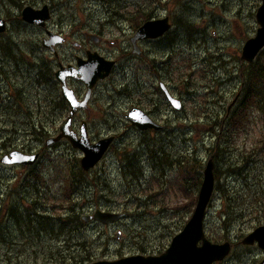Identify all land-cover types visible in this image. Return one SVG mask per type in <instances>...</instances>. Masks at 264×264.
Instances as JSON below:
<instances>
[{"label":"rangeland","instance_id":"374dc122","mask_svg":"<svg viewBox=\"0 0 264 264\" xmlns=\"http://www.w3.org/2000/svg\"><path fill=\"white\" fill-rule=\"evenodd\" d=\"M11 1L0 0V15L7 18L8 23L7 30L3 35H0V158L4 152L14 149L10 147V144L7 145L8 148H4L3 144L10 134V130L15 129L17 134L14 137L9 135L10 138H13L12 143L22 144L24 140L30 144L32 151L37 147L44 148L43 152L40 151V162L34 165L38 169L42 168L43 163L45 165L43 168L44 178L49 188L46 187L44 190L55 191L61 188L62 183V190L67 191L63 181L56 182L49 178L58 175L61 179L60 169L64 168V164L71 163L75 157L79 159L82 156L81 151L72 148L66 140L44 147L43 142L28 140L23 131L25 109L32 107L34 110L43 90L33 84L32 76L35 72L33 61L40 62L41 59L48 58L52 62V56L42 51L40 45L44 30L18 20L20 19V10L27 4L35 8L41 7L44 3L51 4L52 16L47 22V29L67 32L74 31L73 26L81 25V28H86L85 30L101 31L105 39L118 42L117 46L102 44L98 47L99 52L106 57H108V53L116 54L115 48L124 44L128 48L127 43L131 36V33H128L130 32V23L122 14L110 11L101 0H16L20 7ZM144 1L118 0L120 4L124 5V10L128 11L127 13L133 11L134 7ZM259 4L260 0H161V6L155 5L151 17L168 15L172 24L171 30L164 38L147 39L139 44L142 48L141 56L146 55L148 59H155L158 63V73L155 76L144 70L146 67L144 69L137 68L130 58H121L117 60V66L113 73L100 82L98 90L93 94L94 106L92 105L91 110L95 112L99 109L104 124L101 130L98 123L92 118H88L91 125L88 136L91 141L107 134H117V137L110 150L94 168L87 172V177L99 179L96 180L97 184L84 182L75 190L78 193L70 195L71 202L83 210H87L90 205L100 204L102 207H111L114 211L123 212L125 216L115 221V224L107 225L108 227L94 223L88 225L81 234H71L72 243L75 239L85 241L88 246V253H86L88 258L80 259L79 263L72 259L70 264H90L93 259L102 256L110 259L136 252L140 254L161 253L168 246L172 236L179 232L190 218L194 206H184L188 199L178 188L180 178H177L176 168L165 167L164 171L157 170L160 179L158 178L156 181L151 176L153 170L147 160L145 143L148 142L147 138L151 141L152 138L158 137L159 139L162 135H157V132L137 130L129 124L124 114L130 106L135 105L150 113L159 123L166 120L167 130L163 134L174 139V143L166 140V149L176 156L181 154V151L191 153L192 147H194L197 155L205 163L209 155L205 153L204 148L206 144L213 142V134L203 126V119H195L196 111L203 103L205 96L217 97L221 92L224 99H227L224 103L227 105L238 91L239 78L241 79V47L248 37L255 34L258 27L255 11ZM176 19L192 23L195 29L190 32L186 31L181 24L176 22ZM81 39L82 36L75 34L69 44L60 47L59 57L62 60L70 61L74 54L82 56L83 53L72 46L73 41H81ZM4 44L7 45L12 56L2 48ZM19 49L22 51L21 53ZM175 51L178 54L174 53ZM169 56L172 57L171 60L168 59ZM183 56H187L193 61L192 66L195 69L188 78V82L192 84L188 87L180 80L181 74L179 75L183 71L184 73L189 71L185 67ZM133 58L135 59L134 56ZM142 59L144 58L142 57ZM205 60L209 63V67L203 66ZM164 62H170L172 68H169ZM203 68L211 71L218 83L211 81L203 83V79L199 77V71ZM211 72L208 74L211 75ZM159 80L165 81L174 90L173 94L176 92L183 99L182 111L178 112L172 109L169 103L167 104L161 91L156 88ZM69 86L76 89L75 85L71 83ZM76 86L80 90V85ZM194 87L200 89L199 93L193 92ZM205 87L211 88L207 90ZM212 91L213 93H211ZM14 93L20 94L22 98L19 99L18 105L9 107L13 103ZM142 93L147 96H142ZM157 101L160 105L155 108L153 105ZM95 104L100 107L95 108ZM25 105L28 107L25 108ZM216 107V110L223 108L220 104ZM67 114L65 109L61 114L59 112L58 119L55 117L57 128L49 127L52 135L58 132V128ZM253 119L248 130L237 131L235 139L239 149L234 150L233 159L237 160L241 158L242 154L240 153L250 151L264 134V120ZM81 120L84 118L76 117L77 122ZM12 125L16 127H12ZM76 126L78 128L79 124ZM95 128L99 131L97 129L95 131ZM184 138L189 142H184L183 140H186ZM261 147V144H257L254 155L249 157L247 163L237 164L234 172L220 173L218 186L215 184L203 220L207 237L210 234L218 235L221 231L220 209L223 206L224 194L230 192L232 197H238L240 201L249 197V200L240 205L241 209L249 208V202L252 201L251 198L256 187L264 186V150ZM16 148L21 150L19 145ZM123 149L129 153L132 150L138 152L139 156L137 157L144 165V167L142 166L144 174L140 180L134 179L133 176L130 177L126 172L125 161L119 155ZM137 165L141 164L137 163ZM215 166L219 170L225 169L224 164L220 161ZM21 171L25 172L23 166L4 164L0 161V207L5 203L10 204L17 200L15 193L10 196L11 192L9 193V191L11 186L12 189L16 186V179ZM165 178H169L166 183ZM96 191L101 193L108 191V193L99 195L95 193ZM230 203L234 205L233 201ZM243 212L240 217L227 223L229 226L226 239L212 240L211 238L213 242L217 243L226 240L232 242L229 255L214 264H256L263 258L264 252L256 245L246 246L240 243L242 237L259 225L253 220L252 209H244ZM233 216H236L235 212L232 213ZM259 222L264 224V218ZM61 230L63 231V229ZM53 231L54 239L52 238L53 233H50L51 236L42 237L45 240L37 242L34 251L31 245L0 243V264L16 262V254L27 259L32 251L35 256L46 255L48 249L56 251V246L50 243H54V240L56 242L62 240L63 237L60 239L59 236L63 233H59L58 228ZM50 237L53 240H48ZM137 239L138 242H135ZM57 258L58 262L64 264L63 258L59 256Z\"/></svg>","mask_w":264,"mask_h":264},{"label":"trees","instance_id":"16d2710c","mask_svg":"<svg viewBox=\"0 0 264 264\" xmlns=\"http://www.w3.org/2000/svg\"><path fill=\"white\" fill-rule=\"evenodd\" d=\"M25 1V0H21ZM104 4L107 5V7L115 14H122L124 18H126L129 22H132L134 25L138 26L143 21L151 18L153 15L152 11L156 4L161 3V0H145L142 4H138L136 7H134L133 11L124 10V5L120 4L118 0H101ZM13 4H16L20 7L18 2L16 0L11 1ZM163 4V3H162ZM20 18V17H19ZM18 19V18H17ZM20 20V19H18ZM175 22V20H174ZM176 22L178 24H181L184 29L188 32L195 29V26L192 23H187L185 21H182L181 19H176ZM171 30V29H170ZM169 33V32H168ZM168 33L165 35V37L168 35ZM3 49L7 52H9V48H7V45H2ZM174 53H177L175 51ZM9 55L12 56V54ZM145 56V55H144ZM171 56L168 57L170 60ZM167 59V60H168ZM185 67L188 68V72L184 73L181 72L179 75L181 76L180 80L184 83H186L185 86L188 87V85H192L188 82V78L190 75L194 72L193 68V61L188 58L187 56H183ZM24 61V59H22ZM168 60V61H169ZM148 64H147V63ZM169 68H172V64L170 62H164ZM139 64V65H138ZM163 64V63H162ZM137 68H145L144 70L149 71L153 73L154 75L158 73L157 65L155 59H148L147 57H144L141 62L136 63ZM206 67H209V63L204 61V65ZM201 66V67H203ZM161 68V67H160ZM211 72L208 69H201L199 71V77L203 79V83L207 81L217 82L216 77L212 74L209 75L208 73ZM241 79L239 78V86H238V97L236 99V103L233 104L229 109L226 108L227 105H225V100L222 93L219 92L218 96L212 97L211 95L209 97L205 96L203 99V103H201L196 111V118L195 119H203L204 121V127L207 128V130L211 131V134H213V142L206 144L204 151L205 153H208L209 156L213 157V160L217 164L219 161L224 164L225 169L219 170L215 166L214 168V177L216 180V186L218 182V177L220 173H231L234 172L237 168V164L240 162L247 163L249 157H252L255 153V149L257 147V144L262 145V149L264 150V134H262V137L258 139L257 143H255L250 151L240 153L241 158L233 159V152L236 149H239L236 144V136L237 131L240 129L248 130L250 127V124L255 119H262L264 120V48L259 51L256 58L250 62V63H241ZM34 85L37 87L42 88L41 91V97L39 98V102L35 105L32 110V107L27 108L28 106L25 105V118L23 120L24 126V132L26 135V138L28 140H35L37 142H44V140L51 136L52 133L49 131V127L57 128V125L55 123L56 119H58V114L62 113L64 109L66 108V103L64 99L60 95L59 87L57 85V82L54 79L53 76V70L50 67L48 61L41 59L40 63L37 65L36 71L34 72ZM201 86V85H200ZM157 88V87H156ZM207 90L211 87H205ZM159 91V88H157ZM212 90V89H211ZM200 89L198 87L193 88V92L199 93ZM235 92V91H232ZM213 93V91L211 92ZM210 93V94H211ZM161 95V94H160ZM142 96H147L144 93H142ZM14 100L13 103L9 105V107H14L19 104V99L22 98L21 95H15L13 96ZM23 100V99H22ZM154 100V99H153ZM24 102V100H23ZM222 105V110H216V105ZM160 105L159 101L154 103V107L158 108ZM7 105L4 107L6 109ZM194 119V120H195ZM165 122L164 128L162 130H147L143 132L152 131L154 133H158L157 135H162L158 139L156 137L155 139L152 138L151 141L147 138L145 143L146 146V153H147V160L149 162L150 167L153 170V176L154 181L158 180L157 170L161 171L165 169V167H173L177 170V178H180V184H178V188L181 192H183L188 199V202L185 203V207L194 206L197 198V191L200 186L201 180H202V170L204 168V162L200 159L199 155H197L195 148L192 147L191 153H185L181 151V154L174 155L173 153L169 152L166 149V140H170L172 143H174V139L170 138L169 136L166 137L163 133L167 130L166 120H163V124ZM12 127H16L12 125ZM9 131V130H8ZM22 132V131H18ZM17 134V131L15 129L10 130V136L14 137ZM9 135L6 137V141L3 144L4 148H8L7 145L10 144V147L16 148L18 145L21 147V150L30 151L32 148L30 144L27 141H24V143H12L13 138H10ZM117 137V134H115ZM186 139V138H184ZM184 142L188 143L189 141L183 140ZM113 146V145H112ZM193 146V145H192ZM184 147V146H182ZM243 147V144H242ZM36 148V147H33ZM20 149V148H19ZM39 151L44 150L43 147H37L36 148ZM138 152L135 150H132L131 153L129 151H125L124 149L120 152V156H122V159L125 161L126 166V172L131 177L133 176L134 179H141V176L144 174V170L142 169V166L144 167L143 163H140V159L137 157L139 156L137 154ZM118 155V154H117ZM79 159L75 157L71 163L64 164V168L60 169L59 175L54 177H50L49 180L52 181H59L64 182V186L66 189L69 190H77V187L81 184L89 183L96 185V180H99L97 177H87V172H84L80 166H79ZM137 163L141 165H137ZM40 170L36 171H29L26 176L21 178L16 182V186L14 189H12V186L10 190L14 192L15 194H18L20 190L23 188H27L31 191L29 195L27 196L30 199H42L44 197V188L48 187L47 181H45L44 178V172L43 168H45L44 163L41 166ZM160 179V178H159ZM169 179V178H168ZM165 178V183L166 180ZM172 183V182H170ZM62 186V183H61ZM161 187V185H160ZM15 197V196H14ZM17 197V196H16ZM223 206L220 209V233L215 236L213 234L208 235L210 239L212 240H219V239H226V236L228 235V226L227 223L231 221L232 219L236 217H240L244 212L243 210L252 209V214H254L253 220L259 222L261 219L264 218V186L262 185L260 188L256 187L254 191V195L252 196V201L249 202L250 207L249 208H242L240 205L244 204L246 200H249V197L247 199H243L240 201V198L238 197H232L230 192H227L223 195ZM230 201L234 202V205L230 203ZM38 204V203H35ZM17 201L16 203H10L8 204V209L11 213V215L14 216V220H16V207H17ZM3 207V205H2ZM43 207L42 205H37L36 207H31L27 210H24L29 219H24L22 221V226L24 228H27L31 230L33 227L35 228V232L37 236H42L43 234H49L47 231H45L46 226H51L48 219L42 214ZM192 210V209H191ZM235 212V217H232V213ZM24 215H21L23 218H25ZM34 213H38L35 219H32L30 216ZM31 220H34V223H32ZM231 225V224H230ZM57 226H53L50 233L55 230ZM139 235V234H138ZM141 237V235H140ZM138 242V239L135 241ZM238 244V242H235ZM235 244V245H236ZM143 246V245H142Z\"/></svg>","mask_w":264,"mask_h":264},{"label":"water","instance_id":"95a60500","mask_svg":"<svg viewBox=\"0 0 264 264\" xmlns=\"http://www.w3.org/2000/svg\"><path fill=\"white\" fill-rule=\"evenodd\" d=\"M21 17L27 23L43 26L49 18V9L47 5H43L40 9H34L27 5L21 10ZM255 20L258 24L255 34L248 37L241 48L240 59L246 62L253 61L257 53L264 47V0H261L256 9ZM169 28L170 23L167 16L149 19L137 28L131 40L134 42L139 39L157 38L163 35ZM4 29L5 21L0 18V32L4 31ZM48 35L49 38H44L42 41L43 46L52 48L53 44L60 42L58 35L52 33H48ZM91 38L97 42L95 35L91 36ZM135 48L134 50L138 52L136 46ZM113 64L112 60H107L96 52H93L88 53L86 60L78 59L77 67L72 65L66 67L60 66L55 72V76L61 82L62 96L69 105V114L61 125L60 132L55 137L46 139L45 144H50L62 137L67 138L72 147L82 152L80 165L84 170L90 169L100 160L112 142L113 136L102 137L91 142L87 136L84 124L80 127L79 135L69 128L71 118L78 108L86 106L92 86L98 79H103L110 73ZM68 75L77 76L85 83L86 92L81 101L76 98L73 90L67 86L66 76ZM160 86L171 106L176 110L181 109V100L172 96L162 82H160ZM125 117L140 130L162 128L161 124L154 121L148 113L138 107H131L125 114ZM37 156V153H23L15 149L3 155L1 161L7 164L18 163L27 165L34 163ZM213 166V160L209 158L203 169V177L193 212L182 229L171 238L169 245L162 253L148 256L136 254L114 260H97L91 264H213L216 261L223 260L231 249L230 242H212L205 236L203 230L206 207L210 201L214 187ZM121 216V213L101 212L99 210L93 215L94 218L102 222L114 221ZM199 241L200 244H198ZM240 242L244 245L256 243L264 251V224L256 226ZM257 264H264V257Z\"/></svg>","mask_w":264,"mask_h":264},{"label":"flooded vegetation","instance_id":"af4514ba","mask_svg":"<svg viewBox=\"0 0 264 264\" xmlns=\"http://www.w3.org/2000/svg\"><path fill=\"white\" fill-rule=\"evenodd\" d=\"M86 28H81L79 25L73 26V30L74 31H67L65 32L64 30H59V34H61L64 37V41L62 44H66L68 43V40L72 37L75 36V34H78L79 36H82L81 41H74L72 42V45L77 48L79 51L83 52L82 58H84L87 54V52L91 51H99L97 50L98 47L94 48L91 47V42L89 39H87L86 35L87 33H95L97 35L100 36L99 38V44H118L116 41H110L105 39L102 36V32L98 31V30H94V29H87ZM131 35L133 34L134 30L133 29V25L130 24L129 26ZM47 31V30H46ZM56 32V31H55ZM130 38V37H129ZM140 43V42H139ZM128 44V48L125 47L126 45H122L120 48L116 49V53L115 55L113 54H107L108 57L106 58H110L113 59L115 61V65L117 64V60L122 59H126L130 58L131 61H134L133 58V54L131 52V44L130 42L127 43ZM57 46V50H58ZM124 47V49H122ZM99 53V52H98ZM55 58H58V52L54 55ZM135 57V56H134ZM76 58H79V55H75L73 60L70 61H64L62 59H59L56 61V64L59 65L61 63L67 64V63H73L75 61ZM136 59V57H135ZM55 66V63L53 65V67ZM68 82L75 85L74 90H76V95L77 97L81 98L83 93L85 92L86 88L85 85L79 81L76 78H68ZM80 85V90L76 85ZM99 83H97L94 88L93 91L96 92L99 88ZM170 89V86H169ZM172 89V88H171ZM170 92L173 94V89ZM79 91V92H78ZM83 91V92H82ZM82 92V93H81ZM93 92V94H94ZM175 95H177L178 97H180L176 92H174ZM94 96V95H93ZM90 99V101L87 104L86 109L84 110H78L76 112V114L74 115V117L72 118V127L73 128H77L76 124L80 125L82 122H84L87 132L91 131V125H90V121L88 118H92L96 123L99 124L101 130L104 124V120L103 117L100 115V111L99 109L95 112H93L92 109V105H93V100L94 98ZM181 98V97H180ZM182 99V98H181ZM95 108H99L100 106L98 104H95ZM95 114V115H94ZM152 116V115H151ZM76 117H79L80 119L84 118V120H81L80 122L76 121ZM154 118V116H152ZM79 128V126H78ZM77 128V129H78ZM97 128H95V131ZM99 131V130H98ZM24 171L27 172L29 169H33V170H37L38 167L35 166H31V167H25L23 166ZM25 172H19L20 176L22 174H24ZM30 190H28L26 187L23 188L22 190H20L18 192V196H20V198L18 199L19 205L17 207L18 210V214L16 217V220H14V216L11 215L8 207L6 204L3 205V207L0 209L2 212V215L0 217V243L2 244H14V243H18L22 246H26V245H31L33 248V251L35 250V244H37V242L39 241H44L45 238L42 239V237L48 235L51 236L50 234H43L42 236H37L36 232L34 231L35 228L33 227L31 230L22 227V221L24 219H29V217L27 216V214L25 213L24 210H27L31 207H36L37 205H42L43 209L45 208V211L42 210V214L48 219L49 223H54L51 224V226H46L45 227V231H47L48 233L51 232L52 230V225L57 226V228L59 229V233H63V235H60L59 238L63 239L62 240H58V242H56L55 240L53 241L54 243H50L56 246V251H50L49 249L47 250V252L45 253L46 255H41V256H35L33 255V251L30 253L29 257L27 259H24L21 255L16 254V262H6V264H61L60 262H58L56 259H58L57 257L59 256L60 258H63L64 264H70L71 260H75L79 263L80 259H84V258H88V246L86 245L85 241L82 239H75L74 243H72L71 241V234H81L82 232H84L88 225H92V224H102L106 227H108L107 225L109 224H115L114 223H102L99 221L94 220L93 218L89 219L88 221H83L82 220V216L84 215H91L93 214L95 209H100V210H105V211H114L113 208L111 207H102V205L97 204V205H90L88 207L87 210H83L82 208H79V206H77L76 204L71 202V194L72 193H78V191H74L71 192L69 190L67 191H63V190H58V191H50L48 192V194L50 195V199L48 200V202H45L44 200L39 203L38 199H30L27 196L24 195H29L30 194ZM81 192H86V191H81ZM96 194H106L108 193V191H106L105 193H101L99 191L95 192ZM93 195H95L92 192ZM59 199H58V198ZM85 202V201H83ZM38 203V204H35ZM96 207L94 210L93 208ZM93 210V211H92ZM25 213V218H23L21 215H24ZM38 213H34L33 215H31L30 217L32 219H35ZM5 215V217H4ZM32 223H34V220H31ZM14 222H16V225L14 224ZM63 229V231L61 230ZM52 238L54 239L55 234L54 231L52 232ZM51 237L48 238V240H53ZM49 244V245H50ZM85 252V254H83ZM138 253V252H136ZM158 254V253H157ZM117 258V257H116ZM106 260L109 258H106L104 256H102L101 258H95L93 259V261L96 260ZM110 259H115V258H110ZM92 261V262H93Z\"/></svg>","mask_w":264,"mask_h":264}]
</instances>
